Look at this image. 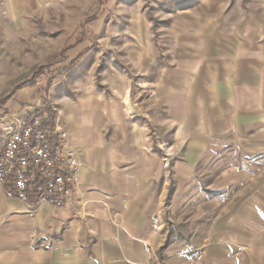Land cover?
<instances>
[{
	"label": "rangeland",
	"instance_id": "obj_1",
	"mask_svg": "<svg viewBox=\"0 0 264 264\" xmlns=\"http://www.w3.org/2000/svg\"><path fill=\"white\" fill-rule=\"evenodd\" d=\"M27 1L1 14L0 117L55 120L73 101L119 128L135 124L157 155L168 233L151 264H167L165 248L178 233L172 196L189 178L181 166L198 160L194 180L212 188L216 169L202 172L205 164L241 160L219 134L206 136L210 156L198 157V137L209 128L202 125L204 103L228 71L240 81L264 72V0ZM240 255L241 264L249 256L264 264V253Z\"/></svg>",
	"mask_w": 264,
	"mask_h": 264
},
{
	"label": "crops",
	"instance_id": "obj_2",
	"mask_svg": "<svg viewBox=\"0 0 264 264\" xmlns=\"http://www.w3.org/2000/svg\"><path fill=\"white\" fill-rule=\"evenodd\" d=\"M27 3L0 0V19ZM250 75L240 81L241 74L228 71L204 103L202 125L209 128L198 137V157L210 156L206 136L219 134L232 140L241 160L226 167L205 164L202 172L216 169L212 188L195 182L198 160L181 166L189 178L172 196L170 220L178 233L165 248L167 264H241L242 253H264V72ZM87 104L66 102L51 127L68 131L80 162L69 204L30 208L0 185V264H151L164 245L157 155L146 149L135 124L119 128ZM211 107L217 115L205 111ZM29 118L0 117V153L9 134ZM254 259L249 256L248 264Z\"/></svg>",
	"mask_w": 264,
	"mask_h": 264
},
{
	"label": "built area",
	"instance_id": "obj_3",
	"mask_svg": "<svg viewBox=\"0 0 264 264\" xmlns=\"http://www.w3.org/2000/svg\"><path fill=\"white\" fill-rule=\"evenodd\" d=\"M64 128H49L41 114L19 124L0 153V185L9 198L30 208L42 203H70L78 184L80 162Z\"/></svg>",
	"mask_w": 264,
	"mask_h": 264
},
{
	"label": "trees",
	"instance_id": "obj_4",
	"mask_svg": "<svg viewBox=\"0 0 264 264\" xmlns=\"http://www.w3.org/2000/svg\"><path fill=\"white\" fill-rule=\"evenodd\" d=\"M44 119H45L46 124H48L49 128H51L52 125H53L54 120L47 121V118H44Z\"/></svg>",
	"mask_w": 264,
	"mask_h": 264
}]
</instances>
